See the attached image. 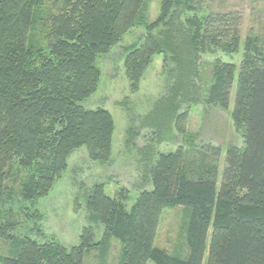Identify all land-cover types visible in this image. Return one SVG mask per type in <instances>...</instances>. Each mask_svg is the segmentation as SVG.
Returning <instances> with one entry per match:
<instances>
[{
	"label": "trees",
	"instance_id": "obj_1",
	"mask_svg": "<svg viewBox=\"0 0 264 264\" xmlns=\"http://www.w3.org/2000/svg\"><path fill=\"white\" fill-rule=\"evenodd\" d=\"M146 1L0 0V236L13 245L0 264H84L96 246L106 264L113 238L122 243L119 264H203L210 228L207 264H264V55L248 40L239 65L216 61L215 81L205 92L199 82L205 48L238 52L242 20L238 12L198 15L195 0H162L145 36L125 49V74L135 93L155 56L171 69L172 83L143 118L158 143L174 141L175 131L186 134V105L229 108L237 76L232 117L244 145L228 146L220 188L215 157L189 159L183 147L155 157L148 145L140 150L151 164L152 189L131 207L124 188L112 195L97 183L89 195L88 207L105 230L99 241L93 226H85L70 248L54 237L39 242L15 235L17 222L3 220L15 193L7 185L14 164L24 174L19 196L29 201L48 196L74 151L86 147L91 160L111 159L113 116L82 103L99 87V58L142 24ZM133 137L130 130L128 143ZM177 206L189 210L181 223L184 257L155 246L165 210Z\"/></svg>",
	"mask_w": 264,
	"mask_h": 264
},
{
	"label": "rangeland",
	"instance_id": "obj_2",
	"mask_svg": "<svg viewBox=\"0 0 264 264\" xmlns=\"http://www.w3.org/2000/svg\"><path fill=\"white\" fill-rule=\"evenodd\" d=\"M146 2L145 20L142 24L125 34L109 54L99 58L102 72L99 87L82 103L87 109H107L113 116L115 132L111 159L107 162L91 160L86 147L74 151L68 159L67 170L56 181L48 196L29 201H23L19 196L24 174L21 168L14 164L10 168L7 185L9 190L15 193L6 201L2 214L4 221L17 222L15 235H27L39 242H46L54 237L70 248L80 243L85 226H93L94 240L99 241L105 230L88 207L89 195L97 183L106 184V189L112 195L124 188L129 197L127 206L131 207L142 191L152 189L149 173L151 164L144 160L140 150L148 145H152L155 157L159 153H168L183 147L189 159L205 158L208 162H215L216 158L219 166L218 189L220 188L228 146L244 145L243 129L235 126L232 117L237 76L232 87L229 108L224 109L216 105H186L183 110L190 109L186 134L175 131L174 141H152V131L144 126L143 118L172 83L171 69L164 67L162 55L155 56L141 80L139 91L132 93L124 66L125 49L140 42L147 32L146 24L160 14L162 0ZM195 4L198 15L205 16L210 12H238L242 20L243 43L238 52L230 54L223 49L210 47L205 48L203 52L199 65V82L207 92L215 81L216 61L239 65L245 50L244 44L248 40L255 43L254 48L258 47V54L264 55V0H195ZM126 97L128 102L124 106L120 105ZM130 130H134L132 143H128ZM203 150L207 153L204 154ZM37 210L42 215L41 219L34 217ZM187 211L189 210L183 206L165 210L155 240L156 247L181 257L186 255L187 247L181 223L186 219ZM212 230L210 228L203 264H207ZM10 243L0 236V254L11 255L13 245ZM121 249L122 243L113 238L106 264H119ZM84 264H105L102 263L100 246L86 251ZM148 264L156 263L150 261Z\"/></svg>",
	"mask_w": 264,
	"mask_h": 264
}]
</instances>
